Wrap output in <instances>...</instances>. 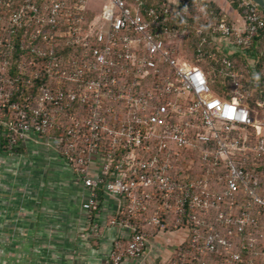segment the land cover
I'll use <instances>...</instances> for the list:
<instances>
[{"label":"built area","instance_id":"1","mask_svg":"<svg viewBox=\"0 0 264 264\" xmlns=\"http://www.w3.org/2000/svg\"><path fill=\"white\" fill-rule=\"evenodd\" d=\"M103 1L91 16L88 0H0L3 149L30 136L53 144L92 215L103 196L123 203L112 223L131 237L112 264L145 255L138 221L185 231L174 264H256L246 239L264 237L261 9L251 0ZM193 3L207 4L210 39L184 18ZM193 30L195 61L183 50ZM204 62L208 72L196 65ZM215 79L226 97L214 95ZM187 154L199 159L190 174L178 167Z\"/></svg>","mask_w":264,"mask_h":264},{"label":"crops","instance_id":"2","mask_svg":"<svg viewBox=\"0 0 264 264\" xmlns=\"http://www.w3.org/2000/svg\"><path fill=\"white\" fill-rule=\"evenodd\" d=\"M198 162V155L187 154L178 167L190 174L199 170ZM87 201V190L53 144L30 136L11 154L0 140V264H112L115 246L131 237L112 223L123 203L103 196L99 213L92 215ZM137 223L149 235L145 255L121 264H174L185 231Z\"/></svg>","mask_w":264,"mask_h":264},{"label":"trees","instance_id":"3","mask_svg":"<svg viewBox=\"0 0 264 264\" xmlns=\"http://www.w3.org/2000/svg\"><path fill=\"white\" fill-rule=\"evenodd\" d=\"M150 2L148 3V5H152L151 3L153 2V0H149ZM205 4L206 3H199L197 5H195L193 3L192 7H191V14L190 16L188 17H184L185 19L189 20V22L191 23V25L196 29V28H203L204 30V36H206L207 38L210 39V32H211V26L214 24V20L212 17H210L209 15V18H207V15H204V11H205ZM207 5V4H206ZM208 6L214 8V11H215V15H218V12H219V9L220 7L216 4H208ZM99 13V12H98ZM98 13H95V12H91V15H97ZM260 13L262 15H264V12L260 10ZM178 21V24L182 25L183 24V21L184 19L182 18H179L177 19ZM195 30L192 31V36L193 38L187 41H184L183 42V50L185 51L186 55L188 56L189 59H191V61H195V55H196V50L198 48H200V38H197L195 37ZM190 44V46H189ZM255 45L259 46L260 48H263L264 49V35H263V38L260 37V38H257V40L255 41ZM202 48V47H201ZM203 49V48H202ZM255 55V53H253V56ZM232 60L234 61L236 67L238 69H243L244 66H245V63L243 61V59L239 56V54H233V56L231 57ZM196 65H199L200 67H202L204 69V71L208 72L210 70V65L209 63H196ZM212 82V81H211ZM212 88H213V92H214V95L218 96V97H226L225 95V89L220 85V83L216 82H212ZM17 152V151H15ZM259 234V233H258ZM249 241V239L247 238L246 239V242ZM264 246V245H263ZM258 262V260H257Z\"/></svg>","mask_w":264,"mask_h":264},{"label":"rangeland","instance_id":"4","mask_svg":"<svg viewBox=\"0 0 264 264\" xmlns=\"http://www.w3.org/2000/svg\"><path fill=\"white\" fill-rule=\"evenodd\" d=\"M90 1L89 7L92 9L93 12L98 13L104 7L105 2L103 0H88ZM90 9V10H91ZM188 57V56H187ZM214 83L219 81L215 79ZM8 152V151H6ZM14 153V152H13ZM248 245L251 244L252 246V253L253 256L256 257L258 262L256 264H264V237L261 238L260 234L255 233L253 236L248 237Z\"/></svg>","mask_w":264,"mask_h":264},{"label":"water","instance_id":"5","mask_svg":"<svg viewBox=\"0 0 264 264\" xmlns=\"http://www.w3.org/2000/svg\"><path fill=\"white\" fill-rule=\"evenodd\" d=\"M264 12V0H251Z\"/></svg>","mask_w":264,"mask_h":264}]
</instances>
